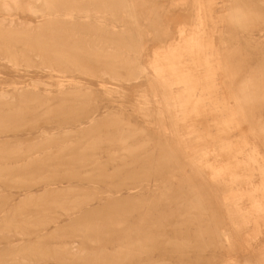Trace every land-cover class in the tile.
Instances as JSON below:
<instances>
[{
    "label": "rangeland",
    "instance_id": "1",
    "mask_svg": "<svg viewBox=\"0 0 264 264\" xmlns=\"http://www.w3.org/2000/svg\"><path fill=\"white\" fill-rule=\"evenodd\" d=\"M49 1L0 12V264H264V0Z\"/></svg>",
    "mask_w": 264,
    "mask_h": 264
},
{
    "label": "bare ground",
    "instance_id": "2",
    "mask_svg": "<svg viewBox=\"0 0 264 264\" xmlns=\"http://www.w3.org/2000/svg\"><path fill=\"white\" fill-rule=\"evenodd\" d=\"M121 2H125V0H120ZM37 2H39L40 3V7H48V6H52V3L49 1V0H10L9 2H7V0H0V9H1V14L3 13V15H5V13L7 14L8 12H9V10L11 9V8H16V9H20L21 11L23 10V11H31V12H38V11H41L40 9H38V7H37V5H36V3ZM131 4V3H130ZM128 5V4H127ZM131 9V8H130ZM53 11H55V9L53 10ZM72 11H70L69 13H71ZM134 12V11H133ZM43 13V15H45V13L44 12H42ZM73 13V12H72ZM71 18V17H70ZM131 19H132V16L130 17ZM134 19V18H133ZM61 20V19H60ZM128 20V19H127ZM5 21V18H3V19H1L0 20V38H4L5 36H3V35H10V30H8L6 27H5V25L3 24V22ZM10 22V21H9ZM54 22H56V21H54ZM11 23V22H10ZM56 23H58V22H56ZM60 23V25H61V22H59ZM62 23H65V22H62ZM134 23V22H133ZM134 26V25H133ZM57 27H58V25H57ZM60 28V27H59ZM61 29H63V27L61 28ZM196 29V28H195ZM66 30L67 29H65V32H66ZM69 30V29H68ZM70 31V30H69ZM93 31V30H92ZM99 30H97V31H95L96 33L98 32ZM9 32V33H8ZM62 32V31H61ZM64 32V33H65ZM68 32V31H67ZM110 32V31H109ZM106 33V32H105ZM108 33V32H107ZM183 33V32H182ZM125 34V33H124ZM62 35V34H61ZM129 35V34H128ZM56 38V37H55ZM20 39V38H19ZM22 40V39H21ZM0 41H2V40H0ZM51 41V40H50ZM33 42V41H32ZM58 42H61V41H58ZM19 44V43H18ZM53 44V43H52ZM87 44V43H86ZM89 44V43H88ZM98 45H99V43H97ZM5 44H3V43H0V49L2 50V51H4L3 53H5L7 56H9V57H14V54H12V53H10L8 50H6L7 48L4 46ZM31 45V44H30ZM54 45H56V44H54ZM95 45V44H94ZM93 45V46H94ZM59 46V47H58ZM60 46L61 45H58L57 44V47H55V48H60ZM85 46V45H84ZM84 46H82V47H80L79 46V48L80 49H84L85 47ZM86 46H89V45H86ZM21 47H23V46H21ZM64 46H62V48H63ZM76 47H78V46H76ZM95 47V46H94ZM104 47V46H103ZM61 48V49H62ZM75 48V47H74ZM88 48H90V47H88ZM94 49H96L95 51H97V48H94ZM55 50H57V49H55ZM60 50V49H59ZM84 50H86V49H84ZM83 50V51H84ZM92 50V49H91ZM99 50V49H98ZM106 50H107V48H106ZM76 51V50H75ZM89 51H90V49H89ZM62 53H63V50L61 51ZM101 52V51H100ZM98 53H99V51H98ZM57 55H58V53H57ZM120 55H122V54H120ZM25 56V55H24ZM51 56V55H50ZM49 56V57H50ZM123 56V55H122ZM61 57V56H60ZM86 57V56H85ZM54 58V57H53ZM122 58V57H121ZM129 58V57H128ZM12 59V58H11ZM32 59V58H31ZM51 59H52V57H51ZM53 61H54V59H52ZM57 60L58 61H56V63L58 64L57 65V67H59V68H62L63 70H60V71H66L65 69L66 68H68L69 66H68V61H65V60H62L61 58H57ZM33 63H35L34 61H33ZM128 63V62H127ZM132 63V62H131ZM28 64V63H27ZM43 66H45V68H54V67H49L48 66V64L45 62V61H43L42 63H41ZM133 66V65H132ZM52 70H56L57 71V69H52ZM104 72V71H103ZM105 74V73H104ZM220 83V82H219ZM61 84V83H60ZM221 84V83H220ZM104 90V89H103ZM42 93V92H41ZM16 95V94H15ZM226 95H227V93H226ZM19 98V97H18ZM28 98H30V97H28ZM28 100V99H27ZM225 136V135H224ZM241 147V146H240ZM256 147V146H255ZM192 148V147H191ZM190 149V148H189ZM250 149V148H249ZM238 151V150H237ZM240 151V150H239ZM252 152V151H251ZM256 152V151H255ZM187 155V154H186ZM232 156H233V154H232ZM251 156V155H250ZM253 157V156H252ZM256 157V156H255ZM235 158V157H234ZM264 158V157H263ZM214 159V158H213ZM233 159V157L231 158V160ZM240 159V158H239ZM236 160V159H235ZM234 161V160H233ZM233 161H230L229 160V162H233ZM223 163V162H222ZM237 163V162H236ZM230 164V163H229ZM238 165H239V162H238ZM245 169V168H244ZM233 170V169H232ZM200 171V170H199ZM261 179V178H260ZM249 186H250V183H249ZM261 202V201H260Z\"/></svg>",
    "mask_w": 264,
    "mask_h": 264
}]
</instances>
